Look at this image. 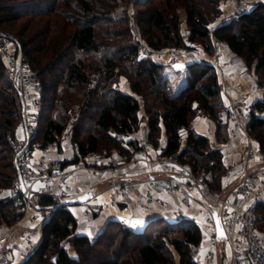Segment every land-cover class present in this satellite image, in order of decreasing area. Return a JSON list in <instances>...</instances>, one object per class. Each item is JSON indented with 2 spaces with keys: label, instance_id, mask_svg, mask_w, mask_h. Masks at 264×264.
Returning <instances> with one entry per match:
<instances>
[{
  "label": "trees",
  "instance_id": "obj_1",
  "mask_svg": "<svg viewBox=\"0 0 264 264\" xmlns=\"http://www.w3.org/2000/svg\"><path fill=\"white\" fill-rule=\"evenodd\" d=\"M221 1L146 0L143 2L145 7L136 15L141 37L155 49L187 48L190 43L201 42L212 52L208 27L212 22L210 18L221 12ZM58 2L62 6H58ZM116 6L117 0H52L44 11H37L31 1L0 0V29L28 15L55 14L65 18L63 28L57 24L53 26L52 20L44 21L41 31L27 40H20L24 56L38 73L42 85L41 118L32 144L41 147L55 144L60 150L70 106L82 101L71 138L80 153L86 155L102 150L106 147L105 140L118 145L117 135L127 136L140 125L141 104L134 97L137 95L144 99L149 115L146 124L151 143L158 146L159 135L163 132L165 154H178L180 160L195 172L203 168L212 170L216 175L214 187L219 186L228 170L223 153L220 149H211L209 137L196 131L190 123L196 111L202 110L218 122V134L222 132L224 125L218 107L223 86L216 70L207 62H190L187 85L173 93L163 75L164 64L150 57L140 58V41L134 40L128 19L111 15ZM28 8L33 10L24 11ZM179 8L185 13L188 42L182 35ZM234 19V22L216 27L214 35L225 41L247 66L254 63L257 79L264 84V2L256 3ZM102 20L113 24L114 28L107 33L115 43H110L95 61L88 56L103 50L102 42L98 41L97 25ZM119 26L122 29H118ZM122 63L128 64L125 70L131 75L133 94L100 82V79L112 82ZM93 73L99 74V83L89 87ZM141 78L148 79L153 92H146ZM194 102L198 104L196 109ZM157 104L162 106V111ZM255 107L264 111V97L255 103ZM22 111L20 92L0 49V193L9 191L18 179L14 155ZM247 128L264 148V115H253ZM182 129H186L184 142ZM119 151L127 150L120 146ZM35 205L49 212L48 219L36 248L21 264H176L173 249L180 256V264H194L190 251L202 240L201 229L190 219L171 224L159 218L148 222L142 230L131 229L120 219H114L94 238L83 233L73 235L68 225L73 223L76 227L77 220L66 204H58L53 193L40 194ZM257 213L259 226L264 230V202L258 203ZM22 217L23 211L12 197H0V223L12 225ZM160 224H164L162 231L148 232L152 226ZM110 225L119 227L115 236L108 229ZM174 227L182 231L181 238L170 236ZM65 243L71 245L75 256L70 254Z\"/></svg>",
  "mask_w": 264,
  "mask_h": 264
},
{
  "label": "built area",
  "instance_id": "obj_2",
  "mask_svg": "<svg viewBox=\"0 0 264 264\" xmlns=\"http://www.w3.org/2000/svg\"><path fill=\"white\" fill-rule=\"evenodd\" d=\"M231 2L235 8L232 17L251 9V4L241 3L240 0ZM228 21L229 18L217 15L209 25V34L214 44L228 45L214 35L215 28ZM10 42L13 50L7 52L5 62L22 98L23 111L19 126L23 130V136L18 137L15 145L14 164L18 179L10 188L9 196L21 208L23 217L12 225L0 223V264H14V255L17 251H21L22 256L26 258L36 248L39 238L35 239L34 229L23 230L17 242H11L10 235L15 226L34 220H38V229L42 230L48 216L43 217V210L34 204L40 194L47 193L54 186L62 185L64 192L55 195V199L58 204H65L67 200L86 191L90 192V188L75 193L67 192L66 179L70 174L81 170L93 173L104 165H107L113 180L111 188L115 196L112 204H116L122 196L129 207L151 213L156 204L160 208H166L165 201L155 196L157 191H162L174 194L186 207L193 206L194 203L198 205L197 213H200V218L198 216V219L196 215L185 218L198 225L200 222L204 223L210 243L206 246L201 240L192 246L190 257L194 264H264V230L259 226L257 213L258 203L264 202V148L247 128L248 121L253 115L260 117L264 115V111L255 107V103L263 99L264 89L253 82L245 91L232 98V110L242 125L240 128L243 129L236 134L243 136L241 143L243 154L228 168L217 187H214L216 175L212 170L203 168L195 172L180 160L178 154H165L157 150L148 138L146 123L140 124L126 144L123 143L127 148L126 152L110 153L104 150L83 155L73 143L74 158L71 160H67L60 152L54 158H37L34 156V148L38 144L32 143L41 118L42 85L38 73L31 68L24 56L20 42L15 38H10ZM4 44L0 41V48H4L6 46ZM138 53L151 57L156 62L174 65L187 53V48L180 47L177 52L164 51L141 41ZM229 64H233V61L229 60L227 65ZM98 80L99 76L93 74L91 87L96 86ZM134 97L140 101V97L137 95ZM51 146L56 145L51 144L42 148L44 156L50 153ZM139 161H144V165L137 171V176H145L144 179L132 183L117 182V179L119 181L124 177L122 169ZM65 177L67 178L64 180ZM135 186L144 187L146 192L129 200L127 196ZM94 210L95 206L87 201L85 219L92 220ZM214 212L217 213L224 229L223 238L217 234ZM120 221L134 229L125 220ZM68 228L74 233L85 229L78 221L76 227L70 223Z\"/></svg>",
  "mask_w": 264,
  "mask_h": 264
},
{
  "label": "rangeland",
  "instance_id": "obj_3",
  "mask_svg": "<svg viewBox=\"0 0 264 264\" xmlns=\"http://www.w3.org/2000/svg\"><path fill=\"white\" fill-rule=\"evenodd\" d=\"M13 1H15V2H17V1H22V2L31 1L32 4L35 3V7H36L37 11H44L46 9L47 5H49V3H51L52 0H13ZM144 1H146V0H117V6L114 10V13H112L111 15H115L116 17H117V15L126 17L128 19V22H127L128 27L131 28V32H132V36H133L134 40L140 41V42L143 41L146 44H148L145 41V38L141 37V30L138 27L137 22H136V15L138 14L139 10H141L145 7V5L143 4ZM224 1H225L224 3H228L227 0H224ZM240 1H241V3L251 4V7H253L256 3L260 2L259 0H240ZM221 2H223V0ZM221 2H220V6H221ZM229 2H231V0H229ZM59 5L62 6V4H60V2H58V6ZM40 6H42V7L39 8ZM31 10H33V8L32 9L28 8L27 10H24V11L29 12ZM234 10H235V8L233 6V11ZM178 11H179L180 16H181L182 35L184 36V40H186L188 42V37L186 38V34L188 36V32H187V26H186V22H185V13H184V10L181 8H179ZM217 15L222 16V9H221V12ZM217 15L211 17L210 20L213 21V19ZM64 19L65 18L63 16H56L55 14H51V15L45 16V17L36 16V15H28V16L23 17L18 22H11V23H8V24L1 26L0 41L4 42L5 43L4 45H6L4 48L3 47L0 48L2 53H3L4 59H5V55H7V52L8 51L12 52V50H13V47H12L11 42H10V38H15L19 42L22 39L27 40V39H29V37L34 35V33L41 31V29L44 27V24L46 23L44 21H48V20H52V23L54 24L53 26H55V24H57L58 27L63 28ZM232 21L233 22L235 21L234 17L229 19V21L227 23H231ZM97 25H98V35H99L98 41L102 42L101 46H102L103 50H102V52L100 51V52L93 53L92 55L88 56V59L92 58L95 61H97L99 59V57L102 55L104 49L107 50V48H108L107 46L110 43H115V39L110 38V33H107L112 28H114L113 24H110L109 22L102 20ZM118 29H122V26H119ZM4 35L6 37H3ZM211 44L213 45V49H212V52H209V50H207V46L201 42L190 43L187 46V53L185 55L186 59L184 60V61H186L185 64L184 63L179 64V62L175 63L174 65L164 64V70H163L164 74L163 75L167 79L168 85L171 88L173 93L180 92L187 85V66L190 62H193L195 60H203V61L211 64L214 67V69L216 70V72L219 76L220 82H222L221 75L229 77L230 76L229 74L232 73V70H230V71L226 70L225 71V69L234 68L237 63H243L245 66H247L244 59H242L240 57H236V56L228 57L226 55V53L224 52V49L215 48V44L212 42V39H211ZM160 50L177 52L178 48H176V47H163ZM138 55H139V53H138ZM139 57L145 58L147 56L141 54V55H139ZM229 60H232L233 64L227 65V62ZM99 65L101 66L100 62H99ZM121 65H122L121 68H119V67L117 68L118 74L112 82H109V81L104 82L101 79H100V82H102L103 85H105V84L107 85V83H108V85L110 84V86L112 88L119 89L121 91H131V93H132L131 75L129 74V72L127 70H125V68L128 69V64L122 63ZM247 70L249 72V75L253 77V82L256 83L260 88L264 89V84H260L259 80L257 79V75L255 73L254 63L250 67L247 66ZM101 73L103 74L105 72L102 71ZM93 74H95V73H93ZM93 74H91V75H93ZM95 75L99 76V74H97V73ZM141 80L143 83H145L146 92L151 93L154 91L153 90L154 88H150L148 79L141 78ZM98 83H99V80H98ZM89 87H91L90 84H89ZM151 95H154V94H151ZM227 98H228L227 95L223 91H221L220 92V99H219L220 107H218V109H219L218 111L220 114L221 122L224 125V127H223L224 131L222 129V132L220 134H218V122L215 121L214 119H212L207 113H205L202 110H197L196 113L192 116L191 122H190L191 126L196 131L203 133L209 137L211 149H220L222 151L226 169H228L232 165V163L239 160L243 154V149L239 148L241 146V143L243 142V136H241V135L236 136L238 131L242 132L243 129L240 128V127H242V125H240V123L237 119L236 113L232 110V104H231L232 99L231 98L227 99ZM140 104H141V108L138 112L139 122H140V124H143V123H146L148 121L149 115L146 112L145 102H144V99L142 97H140ZM197 105H198L197 102L193 103V107L195 109H196ZM81 106H82V101L81 102L76 101L75 103H73L70 106L68 122H67V125H66V128L64 130L63 135H65V133H66L72 138V129H73V126L75 124V121L77 120L78 116L80 115ZM157 106H159L160 111L163 110L161 105L157 104ZM54 114H56V112H54ZM89 127L93 130L92 125H90ZM19 128H21V127L19 126ZM111 134H113V132H111ZM181 135H182V139L184 142L185 137H186V129L181 130ZM22 136H23V133L19 132L17 138L22 137ZM116 138L119 141L118 145L110 144L107 142V140H105V146L106 147H104L100 151L102 152L104 150H107L110 153H114V152L119 151L120 146L127 150V148H125V146H124V144H126L125 143L126 141H125V139H123V136H121V135L116 136ZM165 141H166V136L162 132L158 138V146H155L153 143L152 144L157 150H160L163 147ZM237 152H239L240 156H238L237 160H235V157H237V154H236ZM66 178L67 177H65L64 180ZM78 190H81V188H78L76 191H78ZM48 192L53 193L54 195H60L64 192V190L62 188V185H57V186L50 188L48 190ZM166 194L172 196L176 200L175 202L178 205L184 207V205L181 204V202L176 198V196L174 194H170V193H166ZM7 195H9L8 190H2L0 193V197L1 196H7ZM34 204H36V202ZM194 206L198 207V205L196 203H194ZM48 214H49L48 211L43 210V217L46 218L48 216ZM196 216H197V218H198V216L200 218L201 215H200V213H197ZM159 218H163L164 220H166L168 223H171V224L177 223L183 219H188V218H185V216H183V215L175 216V217H173V216L157 217L156 219H159ZM112 220H114V219H109L104 224H102L101 226H98L95 233L98 234L99 232H101L106 227V225L109 222H111ZM200 223H201L200 225H198L196 223L195 224L197 226H199V228L201 229L202 240H203L204 244L206 246H208L210 241H209L208 233L206 231V226L204 225V223H202V222H200ZM27 227L28 228L31 227L30 222L24 223V224H19L18 226H15L14 232H19V229H21L22 231L26 230ZM152 227L153 228L150 229L148 232L149 233H158L159 231H162L164 229V224H160L158 226H152ZM29 229H34L35 230V233H34L35 239L39 238V240H40L41 230L38 229V224H36L35 228H29ZM108 229H109L110 233L113 236H115L119 227L117 225H110ZM79 232L82 233L81 231H79ZM75 234H79V233L73 232V235H75ZM170 236L181 238L183 236V233H182V231L179 230L178 227H176V228L174 227V229L170 233ZM91 237L94 238L95 235L92 234ZM133 243L135 244V241H132V244ZM65 245L68 248L70 254L72 256H75V252L71 248V245L69 243H65ZM171 248L173 249L172 246H171ZM173 251H174V257H175V263L177 264L180 261V256L174 249H173ZM20 258L25 259L21 255H20ZM23 261L21 263H23ZM17 262H16L15 256H14V264H16Z\"/></svg>",
  "mask_w": 264,
  "mask_h": 264
},
{
  "label": "crops",
  "instance_id": "obj_4",
  "mask_svg": "<svg viewBox=\"0 0 264 264\" xmlns=\"http://www.w3.org/2000/svg\"><path fill=\"white\" fill-rule=\"evenodd\" d=\"M225 1L221 2V9H222V16L231 19L233 16V5L229 0H227L228 3H224ZM215 48H222L224 49V52L228 57L236 56L234 54L230 47L228 45H218L215 44ZM186 54H183L181 56V60L178 61L179 64H185ZM197 61V60H195ZM226 70H232V73H230L229 77L221 75L222 80V91L227 95L228 98H233L235 95L245 91L249 84L253 83V77L249 75V72L247 70V66H245L243 63H237L234 68H227ZM125 93H131V91H123ZM227 98V99H228ZM19 132L23 133V130L21 128H18V134ZM134 135L133 133H130L127 136H123V139L125 141H128L131 137ZM73 142L71 140V137L65 133L63 135V141H62V147L61 149H57L56 146H51V151L47 156H44L43 150L40 145L35 146L34 148V156L37 158H44V159H50L57 157L59 152L66 157L67 160H71L74 158V150H73ZM239 144V143H238ZM240 145V144H239ZM166 146V141L163 145V147L159 151H163ZM239 148H242L241 146ZM241 150V149H240ZM239 150V151H240ZM237 157H235V160H237L239 155V152L236 153ZM226 160V159H225ZM233 164V163H232ZM144 165V161H139L138 163H135L131 165L130 167H127L125 169H122V173L124 174L123 178H120V180L117 182L120 183H132L135 181H138L139 179H144L145 176H137V171ZM111 172L108 170L107 165H104L102 168H100L96 172H87L85 170L73 172L70 174V176L66 179L68 188L66 189L69 193H75V191L78 188L86 189L90 188L91 193V199L89 202L95 206V210L93 213L92 220H87L84 218V210L86 207V202L81 204H73V205H67V208L71 211V213L74 215L76 220L80 223L81 226L85 227L83 231H81L83 234H87L91 237L92 234L96 235L95 231L97 230L98 226H101L109 219H120L125 220L128 224L129 221H135L137 219L142 220L143 226L142 227H136L134 229L136 230H142L145 225L156 219L157 217H167V216H189V215H196L198 212L197 206L195 207H182L178 205L175 201V199L166 194L162 191H157L155 193V196H159L163 201L166 203V208H160L158 204H156L155 209L151 213L141 212L135 208L129 207L127 202L124 198L119 199V201L116 204H112V200L115 196L113 194L112 190V184L113 180L110 177ZM78 187V188H77ZM77 188V189H76ZM144 187L141 186H135L133 187L131 193L128 194V199H132L133 197L137 195H144L145 194ZM134 214V216H133ZM38 220L30 221L31 227L29 228H35ZM27 227V229H29ZM12 230V233L10 235V241L11 242H17L20 240V234L21 229H19V232H14ZM80 233V232H79ZM41 237V236H40ZM92 238V237H91ZM21 251H17L15 253V260L16 264H20L24 259L20 258Z\"/></svg>",
  "mask_w": 264,
  "mask_h": 264
},
{
  "label": "water",
  "instance_id": "obj_5",
  "mask_svg": "<svg viewBox=\"0 0 264 264\" xmlns=\"http://www.w3.org/2000/svg\"><path fill=\"white\" fill-rule=\"evenodd\" d=\"M91 193L86 191L84 192L82 195L75 197L73 199L67 200L65 202L66 205H73V204H81V203H85L87 201H89L91 199ZM214 219H215V225H216V229H217V234L220 238H223L225 236V232L223 227L221 226L219 217L217 215L216 212H214ZM223 259V257H222Z\"/></svg>",
  "mask_w": 264,
  "mask_h": 264
},
{
  "label": "snow or ice",
  "instance_id": "obj_6",
  "mask_svg": "<svg viewBox=\"0 0 264 264\" xmlns=\"http://www.w3.org/2000/svg\"><path fill=\"white\" fill-rule=\"evenodd\" d=\"M130 225L133 227V228H136V227H142L143 226V221L142 220H135V221H129Z\"/></svg>",
  "mask_w": 264,
  "mask_h": 264
}]
</instances>
